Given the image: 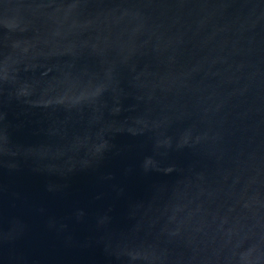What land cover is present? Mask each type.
Masks as SVG:
<instances>
[{
    "label": "water",
    "instance_id": "95a60500",
    "mask_svg": "<svg viewBox=\"0 0 264 264\" xmlns=\"http://www.w3.org/2000/svg\"><path fill=\"white\" fill-rule=\"evenodd\" d=\"M0 264H264V0H0Z\"/></svg>",
    "mask_w": 264,
    "mask_h": 264
}]
</instances>
